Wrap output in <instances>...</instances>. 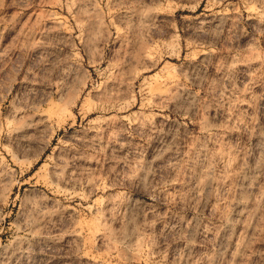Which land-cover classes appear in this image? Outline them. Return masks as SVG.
Instances as JSON below:
<instances>
[{
    "label": "rangeland",
    "instance_id": "374dc122",
    "mask_svg": "<svg viewBox=\"0 0 264 264\" xmlns=\"http://www.w3.org/2000/svg\"><path fill=\"white\" fill-rule=\"evenodd\" d=\"M0 264H264V0H0Z\"/></svg>",
    "mask_w": 264,
    "mask_h": 264
}]
</instances>
